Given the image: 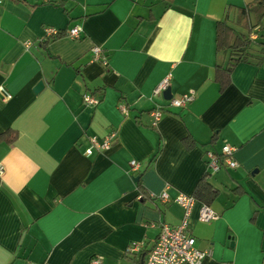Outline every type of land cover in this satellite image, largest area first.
Returning a JSON list of instances; mask_svg holds the SVG:
<instances>
[{"label": "crops", "instance_id": "obj_1", "mask_svg": "<svg viewBox=\"0 0 264 264\" xmlns=\"http://www.w3.org/2000/svg\"><path fill=\"white\" fill-rule=\"evenodd\" d=\"M254 1L0 2V264H146L161 224L183 219L172 199L193 195L204 176L218 191L217 217L200 220L197 199L189 218L209 251L203 264H264V19L251 14L253 58L226 88L216 78L230 58L217 48L218 22L248 35L238 9ZM75 25L79 37L45 43L48 28ZM169 73L171 96L153 95ZM190 92L184 107H165ZM112 131L108 150L86 154L92 137ZM226 143L239 166L210 171L207 153Z\"/></svg>", "mask_w": 264, "mask_h": 264}, {"label": "built area", "instance_id": "obj_2", "mask_svg": "<svg viewBox=\"0 0 264 264\" xmlns=\"http://www.w3.org/2000/svg\"><path fill=\"white\" fill-rule=\"evenodd\" d=\"M2 0H0L1 2ZM54 0H44V2H52ZM48 37L56 35L60 30L55 28H48ZM67 35L73 38L79 37L81 27L75 25L67 29ZM255 38V35H252ZM93 58L99 61L104 66L109 65V57L105 53L104 49L95 45L92 47ZM172 74L166 75L160 83L154 88L153 95H161L169 86L171 82ZM0 90L4 91L1 87ZM11 95L6 93V98H10ZM194 99L193 92L184 94L181 97L171 98L168 105L165 107H184L188 102ZM84 102L86 104H98L99 99L89 94L84 95ZM164 106L158 105L151 111L153 117V123L156 125L161 119L164 113ZM122 111L127 113L126 106H122ZM116 131H112L105 135L102 139L94 136L91 138L90 146L86 149V154L90 155L94 150L106 151L111 147V144L116 137ZM235 147L226 143L222 146L220 152L209 151L207 153L208 161L207 165L210 171L217 172L222 169L223 165H227L230 168H236L239 166L238 161L234 157ZM132 166L139 167V162L136 160L131 161ZM4 172V165L0 164V175ZM159 198L164 201H170V195L167 190L160 193ZM174 202L178 203L184 210V216L181 223L177 226H172L163 222L161 224L160 233L149 250L146 257V264H203L204 258L209 254L208 250H201L196 246V238L189 233V218L191 211L196 203V198L187 193H179L174 199ZM217 217L216 211L209 205L203 204L200 207L199 219L211 220ZM129 251H138L139 246L137 243H132ZM93 263H100V259H94ZM26 264H35L34 261H27Z\"/></svg>", "mask_w": 264, "mask_h": 264}, {"label": "trees", "instance_id": "obj_3", "mask_svg": "<svg viewBox=\"0 0 264 264\" xmlns=\"http://www.w3.org/2000/svg\"><path fill=\"white\" fill-rule=\"evenodd\" d=\"M251 14H254L256 17V25H261L264 19V0H255L253 3L247 5V7L238 9V23L245 26L249 32L248 35L237 33L235 29L228 24L227 20L218 22L217 48L219 51H230V58L227 65L225 67L222 65L217 66L216 78L220 82L222 89L230 84L231 74L236 64L242 61H249L254 56L253 51L257 43V37H252V30L256 26L251 24ZM66 31L61 30L58 34L48 37L45 43L67 35ZM260 45L262 55L258 58L259 63L262 62L264 58V41L260 42ZM217 195L218 191L215 190L212 184L207 180V176H204L200 180L193 193L196 200H202L205 204L209 205L215 200Z\"/></svg>", "mask_w": 264, "mask_h": 264}, {"label": "water", "instance_id": "obj_4", "mask_svg": "<svg viewBox=\"0 0 264 264\" xmlns=\"http://www.w3.org/2000/svg\"><path fill=\"white\" fill-rule=\"evenodd\" d=\"M43 86H44L43 81H40L39 84H38L37 87H36V91L41 90V89L43 88ZM164 93H165V94H169V96H171V94H170V88L168 87V88L165 90Z\"/></svg>", "mask_w": 264, "mask_h": 264}]
</instances>
